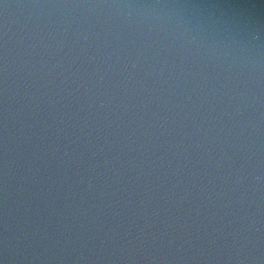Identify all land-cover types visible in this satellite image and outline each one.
<instances>
[{"label": "water", "instance_id": "1", "mask_svg": "<svg viewBox=\"0 0 264 264\" xmlns=\"http://www.w3.org/2000/svg\"><path fill=\"white\" fill-rule=\"evenodd\" d=\"M0 264H264V0H0Z\"/></svg>", "mask_w": 264, "mask_h": 264}]
</instances>
